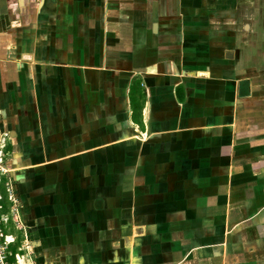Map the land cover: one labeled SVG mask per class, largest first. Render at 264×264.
<instances>
[{"label": "crops", "instance_id": "obj_1", "mask_svg": "<svg viewBox=\"0 0 264 264\" xmlns=\"http://www.w3.org/2000/svg\"><path fill=\"white\" fill-rule=\"evenodd\" d=\"M0 156L12 262L264 264V0H0Z\"/></svg>", "mask_w": 264, "mask_h": 264}, {"label": "built area", "instance_id": "obj_2", "mask_svg": "<svg viewBox=\"0 0 264 264\" xmlns=\"http://www.w3.org/2000/svg\"><path fill=\"white\" fill-rule=\"evenodd\" d=\"M2 158L0 156V171L6 172V170L1 166ZM5 190L7 192V199L12 204V221L16 224H20V221L17 216L16 208L17 201L15 197L13 196V191L9 184L5 186ZM2 196L0 194V202H1ZM3 205L0 203V225L2 223H6L8 221V217L2 213ZM10 241L7 239V236H5L0 229V264H17L16 262L10 261V256L12 255L9 250Z\"/></svg>", "mask_w": 264, "mask_h": 264}, {"label": "rangeland", "instance_id": "obj_3", "mask_svg": "<svg viewBox=\"0 0 264 264\" xmlns=\"http://www.w3.org/2000/svg\"><path fill=\"white\" fill-rule=\"evenodd\" d=\"M2 187V186H1Z\"/></svg>", "mask_w": 264, "mask_h": 264}]
</instances>
